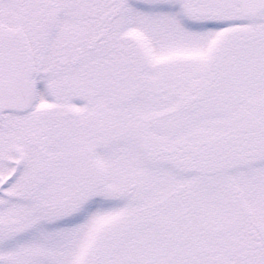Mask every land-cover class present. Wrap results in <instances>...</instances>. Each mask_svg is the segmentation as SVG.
I'll use <instances>...</instances> for the list:
<instances>
[{
    "label": "snow or ice",
    "instance_id": "6c2138e0",
    "mask_svg": "<svg viewBox=\"0 0 264 264\" xmlns=\"http://www.w3.org/2000/svg\"><path fill=\"white\" fill-rule=\"evenodd\" d=\"M0 264H264V0H0Z\"/></svg>",
    "mask_w": 264,
    "mask_h": 264
}]
</instances>
